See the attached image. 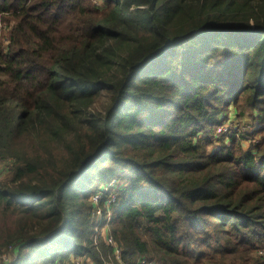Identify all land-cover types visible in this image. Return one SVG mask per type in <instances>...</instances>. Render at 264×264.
I'll use <instances>...</instances> for the list:
<instances>
[{"label": "trees", "instance_id": "obj_1", "mask_svg": "<svg viewBox=\"0 0 264 264\" xmlns=\"http://www.w3.org/2000/svg\"><path fill=\"white\" fill-rule=\"evenodd\" d=\"M240 105L250 150L216 132ZM0 159L10 264L112 254V179L115 264H264V0H0Z\"/></svg>", "mask_w": 264, "mask_h": 264}, {"label": "rangeland", "instance_id": "obj_2", "mask_svg": "<svg viewBox=\"0 0 264 264\" xmlns=\"http://www.w3.org/2000/svg\"><path fill=\"white\" fill-rule=\"evenodd\" d=\"M1 30H3V33H2L3 39L6 40L9 36V30H10L9 27L7 25L3 26ZM108 103H109L108 95H106L105 93L97 95L94 98L92 105L90 106L89 112H91V114H94L95 112L102 113V111L104 110V107ZM243 108H244V106H242V105H240L237 109L234 108V106L228 107L226 119L224 120L223 124H221L220 126L217 127L216 132L218 134L219 133L220 134L225 133V135H230L231 133L239 135L241 138H243V140H242L243 141L242 142L243 148L245 150H250L252 148V145L254 144V142L257 141L256 140L257 138L252 136V133L254 130V122L251 120L249 113L246 112V113L242 114ZM245 110L247 111V109H245ZM236 114H238V117ZM61 152L64 153L63 145L59 144V146L55 148V153H56V155H58V156H56V158L60 161L62 160V153ZM9 166H11L10 162H9ZM4 168H6V166H3L0 163V181L8 180L9 178H11V171H9V169L4 171ZM124 182H125L124 180H120V179H118V180L112 179V180L106 182L105 185L101 188V189L104 188L103 189V196L105 197L104 199H107L108 201L113 199L115 202L118 190H119V188H121V186L124 185ZM97 194H98V192H95L90 198V201H91V203L94 207V210H95V214L92 215L94 223L96 221L102 222V220L104 219V217H102V220H99V221L95 219L98 216H100V212H101V214L106 213L104 200H100L99 202L94 201L95 198L99 199V197H100V196L98 197ZM102 202H103V205H102ZM110 209H112V206L110 207ZM112 216H113V209H112ZM0 217H1V215H0ZM0 222H2L1 219H0ZM110 227H111V222H110ZM102 230H103V227H99L97 229V231H96V229H94V233L99 235L100 233H103ZM260 252H262V251H260ZM260 252H259V254H260ZM10 254L11 253L7 252L5 255V259L9 260ZM253 256H255V253L253 254ZM77 258H75V260H73L72 263L62 262V263H57V264H76L75 262H76ZM81 258H83V257H80V264H82ZM83 260H84L83 264H94V262L89 257H85ZM9 261L12 262L11 260H9ZM10 262H9V264H10Z\"/></svg>", "mask_w": 264, "mask_h": 264}, {"label": "built area", "instance_id": "obj_3", "mask_svg": "<svg viewBox=\"0 0 264 264\" xmlns=\"http://www.w3.org/2000/svg\"><path fill=\"white\" fill-rule=\"evenodd\" d=\"M9 162L10 161H4L2 159H0V163L3 166H6V168H4V171L9 169ZM104 189V188H103ZM103 189H101L102 192H98V198H95L94 201L95 202H99L100 200H104L105 203V209H106V213L105 214H101L100 212V216H98L97 218H95L96 220H102V217H104V219L102 220V222H95V227L94 229H97L99 227H103V233H100L99 235L94 233L93 236V240L94 243L97 244V242L100 240V238H102V240L104 241V243L111 248L112 254L108 255L107 257H105L104 255H101V262L99 264H115V262L121 263V253H122V249L117 245V243L115 242V240L112 237L111 234V227H110V222L112 220V209H110V207L112 206V204L114 203V200H107L104 199L105 197L103 196ZM107 202V203H106ZM93 214H95V210L93 212ZM9 252L11 253L10 259L11 261L16 260V255L14 253V249L13 247H9V249H7L1 256H0V264H9V260L5 259V255L6 253ZM261 255L264 256V252H260ZM85 257L81 258V263L83 264V259ZM11 263V262H10ZM76 264H80V258H77ZM95 264V263H94ZM137 264H156L155 261L147 259L145 257H139L137 259Z\"/></svg>", "mask_w": 264, "mask_h": 264}]
</instances>
